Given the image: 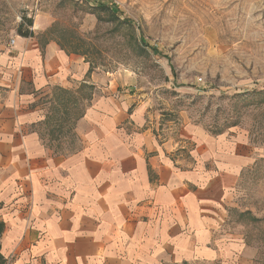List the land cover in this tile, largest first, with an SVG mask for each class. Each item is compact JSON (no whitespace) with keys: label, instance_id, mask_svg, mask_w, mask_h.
Here are the masks:
<instances>
[{"label":"crops","instance_id":"crops-1","mask_svg":"<svg viewBox=\"0 0 264 264\" xmlns=\"http://www.w3.org/2000/svg\"><path fill=\"white\" fill-rule=\"evenodd\" d=\"M46 31H19L0 58L6 263L264 264V244L233 220L260 157L250 136L187 126L164 137L131 84L97 76ZM84 86L91 99L67 109L72 138L52 134L63 92Z\"/></svg>","mask_w":264,"mask_h":264},{"label":"rangeland","instance_id":"rangeland-1","mask_svg":"<svg viewBox=\"0 0 264 264\" xmlns=\"http://www.w3.org/2000/svg\"><path fill=\"white\" fill-rule=\"evenodd\" d=\"M97 1L0 0V58L27 30L24 18L32 28L42 22L43 37L84 58L97 76L131 84L164 137L179 138L187 126L248 134L260 157L233 220L264 244V0H100L115 15Z\"/></svg>","mask_w":264,"mask_h":264},{"label":"trees","instance_id":"trees-1","mask_svg":"<svg viewBox=\"0 0 264 264\" xmlns=\"http://www.w3.org/2000/svg\"><path fill=\"white\" fill-rule=\"evenodd\" d=\"M96 9H100V10H108L110 11V13H113L114 15L116 14L115 10L113 7H110L109 4H106V3H101V2H97V6H96ZM33 24V21L32 20H28L26 18L23 19V23L21 26H28V27H31ZM20 33H21V29H19ZM27 35V33L25 34ZM85 90H88V91H85ZM94 89H92L91 87H86L84 86L81 91H80V94L79 96L76 97V95H73L71 93H65L63 92V97L62 99L60 100V102L62 103V106L64 107V113H63V116H65V119L62 118H57L56 116V121L57 123L55 124L56 126L53 128V132L52 134H57L60 135L63 133L64 129H65V123H67L69 121V111L67 110L68 109V106L69 104H72V103H75L77 104L79 102V100L81 102H83V100L85 99H91L92 97V91ZM91 92V93H89ZM261 94V93H259ZM55 113L57 114H61V111L60 110H55ZM56 114V115H57ZM84 115V111H82L80 114H77L76 115V118H75V121H78V119L80 117H82ZM54 117V118H55ZM54 118L52 120H54ZM222 133V132H221ZM5 231L4 229V225L2 223H0V236L3 234V232ZM0 250H1V247H0ZM0 263L1 264H7L6 261L4 260V258L2 257V255L0 254Z\"/></svg>","mask_w":264,"mask_h":264},{"label":"built area","instance_id":"built-area-1","mask_svg":"<svg viewBox=\"0 0 264 264\" xmlns=\"http://www.w3.org/2000/svg\"><path fill=\"white\" fill-rule=\"evenodd\" d=\"M32 30V29H31ZM15 44V40L14 39H11L10 41V46H13Z\"/></svg>","mask_w":264,"mask_h":264}]
</instances>
